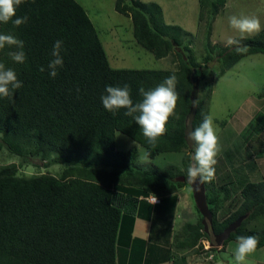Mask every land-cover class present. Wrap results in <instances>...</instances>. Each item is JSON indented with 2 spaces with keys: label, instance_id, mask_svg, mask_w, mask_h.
I'll use <instances>...</instances> for the list:
<instances>
[{
  "label": "trees",
  "instance_id": "1",
  "mask_svg": "<svg viewBox=\"0 0 264 264\" xmlns=\"http://www.w3.org/2000/svg\"><path fill=\"white\" fill-rule=\"evenodd\" d=\"M199 1L214 15L225 0ZM114 10L129 16L134 40L155 59L173 54L176 69L111 68L95 29L75 0H25L13 19L27 16V23L19 27L0 23V34H13L24 41L26 54L25 63L18 64L7 55L15 49L0 50V63L14 69L23 84L14 90L13 99L0 97V148L23 158L35 157L45 165L66 166L60 177L46 173L16 176L13 163L0 167V264H115L120 214L133 212L136 195L145 193L137 189L142 185L155 195L169 193L172 175L154 168L131 172L125 157L113 150L116 133L144 147L149 157L185 148L189 151L185 164L191 163L194 149L183 137L190 75L194 70L203 78L205 67L196 66L188 43H183L189 34L177 25L162 23L160 7L154 2L114 0ZM205 32L207 39L209 22ZM57 40L63 41L64 63L57 77L51 78L47 65ZM242 45L248 49L243 54H237L235 46L215 45L218 75L244 56L264 55V25L259 35L245 39ZM42 66L44 72L39 70ZM173 74L180 119H169L168 131L155 148L147 143L133 117L124 115L125 110L113 116L102 106L106 86L129 85L137 102L140 86L155 88ZM200 122L201 104L195 100L192 129ZM130 178L137 188H126L132 184ZM203 185L207 205L213 204V191ZM223 191L227 198V189ZM240 197L224 221L215 220L214 210L208 208L211 224L207 231L199 222L198 226L184 225L176 237L188 246L196 241L185 243L189 237H202L214 245V234L247 214L219 248L239 236L254 235L257 248L264 249V179L245 182ZM250 221L260 224L246 228Z\"/></svg>",
  "mask_w": 264,
  "mask_h": 264
},
{
  "label": "rangeland",
  "instance_id": "2",
  "mask_svg": "<svg viewBox=\"0 0 264 264\" xmlns=\"http://www.w3.org/2000/svg\"><path fill=\"white\" fill-rule=\"evenodd\" d=\"M79 1L84 6L112 66L139 69H176L177 62L171 53L161 59H155L139 44L134 43L129 44V47L126 46L124 49H114L112 42H118V38L125 34L124 28L129 26L131 22L114 10V0ZM207 1L202 0L205 3ZM171 2L175 3V0H170L169 3ZM225 2L226 5L223 9L220 12L218 9L214 15L209 13L207 4L203 6L200 4L196 15L197 21L194 19L192 28L184 30L189 35L183 40V43H188L196 66L202 69L205 67L202 70L203 78L199 76L200 74H195L197 79L195 100H200L201 104L200 124L204 116L210 115L213 118V125L218 137L219 152L216 156L217 163L214 166L215 179L211 181V184L210 182L205 184L213 191L214 201L207 207L214 210V218L219 222L224 221L225 217L234 210L241 200L240 189L245 182H256L264 179V55L255 53L244 56L231 68L218 75L220 62L216 58L214 59L213 54L214 49H216L215 45L223 46L226 44L227 37L239 36L229 27V16L242 14L255 16L260 20L261 27L264 25V0H226ZM125 3H128V0H125ZM169 3L167 1L165 9L167 17L170 16L167 9ZM178 3L184 4L182 0H178ZM188 20L189 18H187ZM194 21L196 22L195 26ZM208 22L209 35L206 39L205 30ZM125 38L126 36H123L122 41ZM110 57L117 61L112 62ZM113 150L125 157L131 172L143 173L154 168L157 171L172 173V177L170 176L171 183L167 185V192L169 193L160 195H155L148 186H136L130 178L129 181L132 184L126 185L127 189L138 187L137 189L145 192L136 195V198L153 195L157 196L158 201L166 200L174 210L178 229L190 224L198 226L199 222L202 227L205 225L201 221L202 216L195 207L191 189L186 180L185 159L189 153L187 149L160 152L149 157L146 155L144 147L118 132L114 137ZM29 157L17 156L2 147L0 148V167L13 163L17 168L15 175L23 177H32L42 173L60 177L66 167L56 163L45 165L37 158ZM175 171L178 173L175 174ZM224 188L228 191L227 198L223 197ZM259 224L260 222L250 221L246 228L256 227ZM191 239L196 241L194 246L191 245L192 247L186 248L188 253L210 252L217 248L216 244L212 245L202 237H189L185 243ZM212 243H215L214 237H212ZM249 260L252 264H264V249H257Z\"/></svg>",
  "mask_w": 264,
  "mask_h": 264
},
{
  "label": "clouds",
  "instance_id": "3",
  "mask_svg": "<svg viewBox=\"0 0 264 264\" xmlns=\"http://www.w3.org/2000/svg\"><path fill=\"white\" fill-rule=\"evenodd\" d=\"M25 0H0V23L12 22L19 27L27 23L28 17L15 18L16 9ZM34 2V0H33ZM229 27L239 34V38L229 36L226 38V45L235 46L237 54L247 52V46L242 45V41L249 37L259 35L261 31L260 20L255 16L231 15L228 17ZM15 49L8 51L7 55L13 62L24 64L26 54L24 52V41L18 39L13 34H0V50L5 48ZM63 41L57 40L51 51L52 59L47 65V71L51 78H56L58 70L63 67ZM45 71L42 66L39 69ZM177 78L173 74L158 86L146 90L143 86L138 89L141 99L134 102L131 97L130 86L125 84L120 86H106L105 94L101 96L102 106L113 116L122 109L125 116L133 117L135 124L142 129L143 136L147 143L155 148L159 138L164 136L168 128L166 125L169 119H180L176 112L179 95L176 92ZM23 87L18 80L17 74L12 68H6L4 63H0V97L13 99L14 90ZM187 139L191 141L194 154L191 156V163L186 170V180L188 184H205L215 179L216 156L219 152V143L213 125V118L204 116L202 123L191 131L187 132ZM156 200L154 201V204ZM259 241L256 236H239L236 240V248L233 257L227 260V264H252L249 258L256 252ZM218 247V246H217Z\"/></svg>",
  "mask_w": 264,
  "mask_h": 264
},
{
  "label": "crops",
  "instance_id": "4",
  "mask_svg": "<svg viewBox=\"0 0 264 264\" xmlns=\"http://www.w3.org/2000/svg\"><path fill=\"white\" fill-rule=\"evenodd\" d=\"M75 1L85 11L82 3H80L79 0ZM140 1L156 3L162 12L161 20L163 19L162 21L164 24L177 25L182 30H189L193 26V20L195 19L197 21L196 15L198 6H200L198 0H182L184 4H179L178 0H175V3H169L170 0ZM167 1L169 3L167 9L168 12H170V16L168 17L167 11L165 12ZM225 1L222 8L219 9V12L226 5ZM172 5H174V8H172ZM121 16H124L128 21L130 20L127 15L121 14ZM187 18H189L188 21ZM130 24L131 22L129 23V26L123 30L125 31V34L122 35L121 38L126 36L124 41H122L123 39L118 38V42H112L115 50L124 49L126 46L129 47V44L131 45L132 43L137 45L132 36V25L130 26ZM195 24L196 22L194 21V26ZM109 59H111V57ZM111 60L112 62L117 61L113 60V58ZM107 62L111 68H121L118 66H112V63L110 64L108 59ZM148 197L137 198L131 214L127 212H122L120 214L119 226L115 239V264H227L225 257L228 259L233 257L236 248V241L234 240H230L226 242L222 248L217 247L210 252L188 253L186 250L188 245H184L183 241L176 237L181 227L179 229L177 228L173 208L168 205L166 200L161 199L154 204V202L150 201ZM201 242H203V240H201ZM257 249L263 248L259 247Z\"/></svg>",
  "mask_w": 264,
  "mask_h": 264
},
{
  "label": "water",
  "instance_id": "5",
  "mask_svg": "<svg viewBox=\"0 0 264 264\" xmlns=\"http://www.w3.org/2000/svg\"><path fill=\"white\" fill-rule=\"evenodd\" d=\"M190 81H191V89L189 93V109L188 112L185 115L184 118V128H183V137L185 144L190 147L191 141H188L187 139V132L191 131V121L194 116L195 112V99H196V90H197V79L195 76V71L193 70L190 75ZM180 179H183L182 177H179ZM192 198L195 204V207L197 208L198 212L202 216V222L205 223L203 226L204 231H207V229L210 227L211 224V213L207 207L206 199H205V193H204V185L199 184V181L196 182V184L192 185L189 184ZM247 214H243L239 217H237L234 221L229 223L222 231L219 233L214 234L215 243L217 246L221 244L223 240L227 238L229 233L233 231L241 222L242 219L246 217Z\"/></svg>",
  "mask_w": 264,
  "mask_h": 264
},
{
  "label": "built area",
  "instance_id": "6",
  "mask_svg": "<svg viewBox=\"0 0 264 264\" xmlns=\"http://www.w3.org/2000/svg\"><path fill=\"white\" fill-rule=\"evenodd\" d=\"M149 200L152 201V202H154L156 200V203L158 202V199L156 197H154V196L149 197ZM207 245H209V244L207 243Z\"/></svg>",
  "mask_w": 264,
  "mask_h": 264
}]
</instances>
